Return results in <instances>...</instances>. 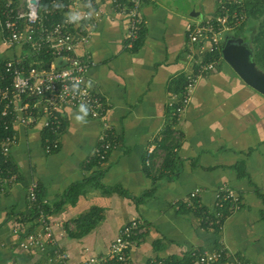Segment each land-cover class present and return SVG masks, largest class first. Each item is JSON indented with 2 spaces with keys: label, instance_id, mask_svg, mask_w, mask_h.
Masks as SVG:
<instances>
[{
  "label": "crops",
  "instance_id": "0c3cea01",
  "mask_svg": "<svg viewBox=\"0 0 264 264\" xmlns=\"http://www.w3.org/2000/svg\"><path fill=\"white\" fill-rule=\"evenodd\" d=\"M174 2L144 0V27L127 49L125 17L112 11L109 0H93L102 16L87 49L77 53L87 51L93 61L86 77L105 102L113 146L104 161H95L104 130L89 115L86 122H76V108L62 110L58 147L51 153L43 150L41 118L33 125H16L10 159L18 179L0 191V264H59V251L71 262L103 254L132 218L145 227L132 240L131 264L219 248L225 251V264H264V95L245 84L222 58L200 78L186 110L171 123L166 101L194 68L186 52V24L197 19L174 8ZM217 2L200 0L199 19L213 14ZM231 37L222 35L220 45ZM236 37L250 45L259 68L253 44ZM23 50L19 44L8 45L0 34V66ZM36 65L59 67L63 62L40 55ZM169 127L177 138L175 166L164 171L166 151L160 139ZM153 175L158 179L152 188ZM33 178L37 198L48 210L54 243L41 235L42 245L22 248L19 242L27 231L41 233V226L28 218L26 187ZM221 186L233 188L240 202L223 210L221 227L214 231L201 224L197 209L211 213ZM196 187L201 191L197 204L191 205L187 197Z\"/></svg>",
  "mask_w": 264,
  "mask_h": 264
},
{
  "label": "built area",
  "instance_id": "2783aa9c",
  "mask_svg": "<svg viewBox=\"0 0 264 264\" xmlns=\"http://www.w3.org/2000/svg\"><path fill=\"white\" fill-rule=\"evenodd\" d=\"M143 1L109 0L112 11L125 17L124 47L127 49H132L144 27L141 14ZM85 4H91L93 15L82 19L79 24L66 22V12ZM238 5H241V0H218L213 14L187 22L186 52L187 57L193 60L194 68L185 73L182 88L168 95L166 105L172 124L186 110L200 78L218 65L219 59L206 60L204 57L220 53L221 36L231 32L246 18ZM33 11L36 13L35 20L31 18ZM101 16L102 10L94 5L93 0H0V34L8 45L19 44L24 49L20 56L4 60L0 66V191L14 185L18 179L10 159L11 148L16 143V125H33L37 118H41L45 130L43 150L51 153L58 147L60 115L67 107L78 109L81 103H86L88 115L100 120L104 131L99 136L94 157L97 163L106 159L113 144L106 131L109 126L105 118V102L88 86L86 72L93 64L88 52L84 55L77 53L79 49H87ZM40 55L59 58L63 65L49 68L37 66L36 60ZM77 81L80 82V89L73 92L71 85ZM38 189V182L33 178L27 184L26 195L28 209L35 213L32 219L41 226V233L27 231L19 242L22 248L39 246L44 241L54 243L47 216L37 204ZM200 191L198 187L190 191L187 198L191 205L193 201L197 204ZM226 201L229 202L228 209L237 207L240 202L233 188L221 186L215 192L217 209L215 207L203 217L206 224L221 227L225 214L220 207ZM144 227L143 221L132 218L118 229L103 254L71 262L65 251H59V264H131L129 250L132 240ZM41 235H44V241H41ZM197 254V264H210L224 257L225 251L223 248L206 249ZM226 264L250 263L229 260Z\"/></svg>",
  "mask_w": 264,
  "mask_h": 264
},
{
  "label": "trees",
  "instance_id": "16d2710c",
  "mask_svg": "<svg viewBox=\"0 0 264 264\" xmlns=\"http://www.w3.org/2000/svg\"><path fill=\"white\" fill-rule=\"evenodd\" d=\"M239 9H241L246 15V18L241 22L240 25H238L239 27L237 29H238V32H240L239 35L244 37V39L246 41H249L253 44L254 53H255L254 59H255L256 63L258 64L259 68L264 69V26L259 25L260 28H259L258 32L255 35H253L252 37H247L246 32H245V31H251L249 29H245V22H246L247 17L248 16L257 17L259 14L261 15L263 10H264V0H241V5L239 6ZM213 58L222 60L221 49H220V53H215L214 55H210V57H204V59H206V60H211ZM175 139H177V138L175 137ZM175 139H174V135L172 134V129L170 127L164 131V136H163V138L160 139V146L163 149H165V151H166L165 156H164L163 161H162V164H161V168L164 171L165 170L172 171V169L175 166V162H174V158H173L174 153L172 150L176 144V142H174ZM146 169L149 170V168H146ZM157 179H158V176H154V175L152 176V188L155 185V182L157 181ZM149 192H151V190ZM37 204L40 206V208H42V210L45 214L48 212L46 206L43 203H41L39 196L37 198ZM217 207H216V209H217ZM228 208H229V202L228 201L224 202L222 204V206L220 207L221 210H225V209L228 210ZM197 210H198V214L199 215L201 214L200 222L204 227L211 228L214 231L219 230L220 226L208 225L204 222V218H203L204 214L209 213V210H204L202 212L201 209L199 208V206H198ZM36 211H37V209H36ZM36 214H37V212H36ZM34 215H35V213L30 212L28 214V218L32 219V217ZM152 245H153V247H155L157 245V242H154ZM203 250L204 249H199L198 251H195L193 254L191 252L190 254L182 255V256L170 255V256L163 257V258L156 256L152 259L151 258L148 259L145 262V264H194V262L197 264V262H196V259H197L196 256L198 255L197 253H199ZM210 264H225V258L222 257L220 259L215 260L214 262H212Z\"/></svg>",
  "mask_w": 264,
  "mask_h": 264
},
{
  "label": "water",
  "instance_id": "95a60500",
  "mask_svg": "<svg viewBox=\"0 0 264 264\" xmlns=\"http://www.w3.org/2000/svg\"><path fill=\"white\" fill-rule=\"evenodd\" d=\"M174 3V8L199 19L195 0H175ZM221 56L245 84L264 95V72L252 60V49L247 42L237 37L226 38L221 46Z\"/></svg>",
  "mask_w": 264,
  "mask_h": 264
},
{
  "label": "clouds",
  "instance_id": "9594fccd",
  "mask_svg": "<svg viewBox=\"0 0 264 264\" xmlns=\"http://www.w3.org/2000/svg\"><path fill=\"white\" fill-rule=\"evenodd\" d=\"M57 7H62V5H57ZM84 9H88L85 11ZM91 15H93L91 4H85L80 8L69 10L65 13V20L68 23L79 24L82 19H87ZM31 18L35 20L36 13L32 12ZM88 86H91V83L88 82ZM71 89L73 92H76L80 89V82L77 81L71 85ZM89 108L86 103H81L78 107V110L73 114V119L78 123L86 122V118L88 116Z\"/></svg>",
  "mask_w": 264,
  "mask_h": 264
},
{
  "label": "rangeland",
  "instance_id": "374dc122",
  "mask_svg": "<svg viewBox=\"0 0 264 264\" xmlns=\"http://www.w3.org/2000/svg\"><path fill=\"white\" fill-rule=\"evenodd\" d=\"M200 0H195V3H194V7H195V10H199L200 11ZM259 25H262L264 26V10L262 12V14L258 15L257 17H250L248 16L247 19H246V22H245V26H248L247 29L251 30V34L255 35L260 26ZM239 26H236L231 32H226L223 34V36L225 37V35H229V36H232V37H236L237 35L240 34V32H238V28Z\"/></svg>",
  "mask_w": 264,
  "mask_h": 264
}]
</instances>
